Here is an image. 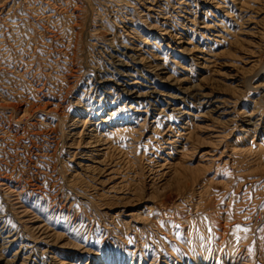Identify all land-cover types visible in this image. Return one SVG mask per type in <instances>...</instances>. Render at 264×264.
I'll return each mask as SVG.
<instances>
[{"label":"rangeland","instance_id":"374dc122","mask_svg":"<svg viewBox=\"0 0 264 264\" xmlns=\"http://www.w3.org/2000/svg\"><path fill=\"white\" fill-rule=\"evenodd\" d=\"M7 263L264 264V0H0Z\"/></svg>","mask_w":264,"mask_h":264},{"label":"bare ground","instance_id":"6f19581e","mask_svg":"<svg viewBox=\"0 0 264 264\" xmlns=\"http://www.w3.org/2000/svg\"><path fill=\"white\" fill-rule=\"evenodd\" d=\"M185 44V43H184ZM7 264H9V263H7Z\"/></svg>","mask_w":264,"mask_h":264}]
</instances>
